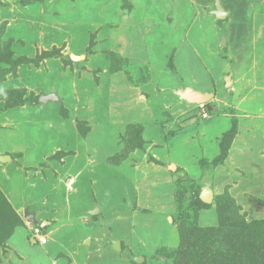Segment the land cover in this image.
Listing matches in <instances>:
<instances>
[{
  "label": "rangeland",
  "instance_id": "obj_1",
  "mask_svg": "<svg viewBox=\"0 0 264 264\" xmlns=\"http://www.w3.org/2000/svg\"><path fill=\"white\" fill-rule=\"evenodd\" d=\"M214 2L0 0V152L14 159L0 163V193L21 220L0 264H178L192 252L181 234L217 226L225 192L264 222V142L246 137L213 165L229 119H211L212 101L203 119L170 90H218L241 130L246 115L264 125V0H220L222 23ZM49 92L59 99H35ZM24 208L51 223L46 244L31 243Z\"/></svg>",
  "mask_w": 264,
  "mask_h": 264
},
{
  "label": "trees",
  "instance_id": "obj_2",
  "mask_svg": "<svg viewBox=\"0 0 264 264\" xmlns=\"http://www.w3.org/2000/svg\"><path fill=\"white\" fill-rule=\"evenodd\" d=\"M219 22L222 23L221 20ZM38 97L35 99L38 100ZM206 106L211 110L212 104L209 101ZM236 128L237 123L233 119L230 129L226 130L219 140L220 152L212 158L213 165L224 161L228 149L224 140L226 137L231 139L236 133ZM137 132L134 128L132 132L127 130L128 140L140 142L141 137ZM132 145L130 147H133ZM221 198H227L228 202H224L219 208L220 222L217 226L199 227L190 224L181 234V245L187 246L185 250L190 248L192 252L184 256L183 261L181 258L178 264H264V222L245 221L243 216L235 211V201L227 192L222 194ZM193 203L196 208L207 205L200 197L194 199ZM19 220L0 193V231L4 234L0 237V242L11 233L14 224L20 223ZM42 229L45 230L44 227Z\"/></svg>",
  "mask_w": 264,
  "mask_h": 264
},
{
  "label": "crops",
  "instance_id": "obj_3",
  "mask_svg": "<svg viewBox=\"0 0 264 264\" xmlns=\"http://www.w3.org/2000/svg\"><path fill=\"white\" fill-rule=\"evenodd\" d=\"M215 2H216V0H215ZM215 2H214V8L212 9V10H209V14H211V15H213V16H215V14H213V10H215ZM219 2H220V0H219ZM220 4H221V2H220ZM221 6H222V4H221ZM222 8H223V6H222ZM223 10H225L224 8H223ZM225 11H227V10H225ZM229 15V12L227 11V15L225 16V18H223V19H221V18H217L216 16H215V18L216 19H219V21L221 20L222 22L226 19V17ZM226 33L225 32H221V36H220V39H222V38H224V40H225V45H223L222 43H221V46H223L224 48L228 45L227 44V40H226V35H225ZM227 76H229L230 78H229V81H230V83L229 84H226V78H227ZM233 78H234V76L230 73L229 75H226L225 76V78H224V83L226 84V88H227V91L228 90H231L229 87L230 86H232L233 84H234V80H233ZM179 82V84H178V86L177 87H174V88H171L170 90H171V92H173L174 94H175V96L176 97H178L179 98V96H178V94H177V89H179L180 88V82L181 81H178ZM182 87L181 88H183L185 85H189V86H192L194 89H197V90H201V91H208V92H212L213 93V97L209 100V101H212V102H214V105L216 104V108L214 109H212V112L211 113H213L212 114V118L211 119H213V118H215L216 117V115L218 114V115H220V113H221V115L223 116V118L224 119H229V121H230V123H231V121L234 119L235 121H236V123H237V125H238V127L236 128V133L233 135V137L231 138V147L232 148H230L229 147V150H228V153H227V156L225 157V159L227 160V161H230V158L232 157V152L234 153L235 152V149L233 148V146L234 145H240V144H242L241 142H243V144H244V140H245V138L246 137H248V139H257L258 140V144H262V142H264V125H261V124H259L260 122L258 121V119L257 118H253V117H251V116H248V115H246V119L245 120H251V122L249 123V125H247L246 126V128L244 129H242L241 130V128L239 127V120L238 119H235V118H233L234 117V114H233V109H231V108H233L232 106H231V108H229V105H228V103L229 102H231V101H229L228 100V102L226 103L225 101H223V100H221L219 97L221 96L220 95V93L218 92V90L217 91H211L210 89H199L198 87H195V86H193V84H191V83H184L183 81H182ZM232 91V90H231ZM171 92H169V93H171ZM182 100V99H181ZM230 100H232V102H233V104L232 105H234V106H237L238 104H239V101L238 102H234V100H233V98L230 96ZM183 101H185V100H183ZM182 101V102H183ZM221 102V104H219V103H216V102ZM185 103L186 104H191V103H188V102H186L185 101ZM226 103V104H225ZM217 104H219V107L217 106ZM221 105H222V107H224L223 105H226L227 107H228V110H230L231 111V113L229 114V115H227L226 113H224V112H222V110H223V108L221 107ZM220 112V113H219ZM218 115H217V117H218ZM232 117V118H231ZM244 117V116H243ZM230 118H231V120H230ZM182 119H184V117L182 118ZM203 119H205V118H203ZM254 119V120H253ZM221 120H223V119H221ZM253 120V121H252ZM212 122V121H211ZM210 123V122H209ZM264 124V123H263ZM245 130V131H244ZM224 133V132H223ZM257 145V144H256ZM245 148H252L250 145H246V146H244ZM261 152V151H260ZM0 154H2L1 152H0ZM3 154H8V153H3ZM9 155V154H8ZM10 157H11V161H7V162H4V163H8L9 162V164H12L13 163V158H12V156L10 155ZM224 159V160H225ZM0 163H3V162H0ZM173 166V165H172ZM171 166V167H172ZM207 187L209 188V186L207 185ZM19 204H21V202H19ZM24 209H28V208H24ZM28 211H29V209H28ZM30 212V211H29ZM32 213H34V212H32ZM34 215H35V218L41 223V222H45V224H44V229L45 230H43L44 232H45V234H46V236H47V240H48V232L46 231V229H48V227L50 226V222L48 221V220H45V219H39L38 218V216H37V214L36 213H34ZM34 225H37V224H33L32 223V227L31 228H33V226ZM49 225V226H48ZM50 228V227H49ZM30 240H31V243L32 242H35V240L31 237V231H30ZM37 243V242H36ZM47 243V242H46ZM45 243V244H46ZM40 245H44V244H40Z\"/></svg>",
  "mask_w": 264,
  "mask_h": 264
},
{
  "label": "water",
  "instance_id": "obj_4",
  "mask_svg": "<svg viewBox=\"0 0 264 264\" xmlns=\"http://www.w3.org/2000/svg\"><path fill=\"white\" fill-rule=\"evenodd\" d=\"M213 14H215V16L217 18H225V16L227 15V11L223 10L219 0H216L215 2V10H213ZM223 45H225V40L224 38H222V42ZM70 57L72 60H79L81 57L77 56L75 54H70ZM229 76H227L226 78V84H229ZM177 94L179 96L180 99L185 100L188 103H205L208 102L212 97H213V93L212 92H208V91H201V90H197L194 89L192 86L189 85H185L183 88H179L177 89ZM39 101L41 102H48L49 100H58L59 96L57 95L56 92H49V93H41L39 95ZM7 161H11V157L8 154H0V162H7ZM200 198L202 201L208 203L211 201L212 199V192L211 189L208 188L207 186L203 188L201 194H200ZM91 214H96L98 212V209L95 208L94 210L90 211ZM23 217L25 220L33 223V224H38L41 227H44L45 222H39L36 218L34 213L29 212L28 209H24L23 210ZM111 246L114 250L120 252L122 250V246H121V241L119 239H113L111 241ZM134 261L137 263H142L144 261V257L143 256H137L134 257Z\"/></svg>",
  "mask_w": 264,
  "mask_h": 264
},
{
  "label": "built area",
  "instance_id": "obj_5",
  "mask_svg": "<svg viewBox=\"0 0 264 264\" xmlns=\"http://www.w3.org/2000/svg\"><path fill=\"white\" fill-rule=\"evenodd\" d=\"M198 109L201 113L202 118H206L208 116V109L205 103H198ZM31 237L37 242L38 244H45L47 242V236L43 231L40 225H34L31 229Z\"/></svg>",
  "mask_w": 264,
  "mask_h": 264
},
{
  "label": "bare ground",
  "instance_id": "obj_6",
  "mask_svg": "<svg viewBox=\"0 0 264 264\" xmlns=\"http://www.w3.org/2000/svg\"><path fill=\"white\" fill-rule=\"evenodd\" d=\"M173 167V166H172Z\"/></svg>",
  "mask_w": 264,
  "mask_h": 264
}]
</instances>
